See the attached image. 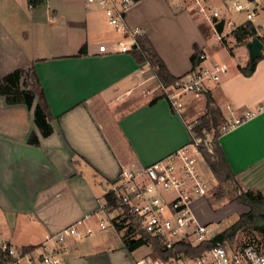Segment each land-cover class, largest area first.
<instances>
[{
	"label": "crops",
	"instance_id": "crops-1",
	"mask_svg": "<svg viewBox=\"0 0 264 264\" xmlns=\"http://www.w3.org/2000/svg\"><path fill=\"white\" fill-rule=\"evenodd\" d=\"M185 4L138 0L127 12L128 24L143 31L176 77L192 69L195 48L206 55L203 63H226L206 62V40L187 12L193 6L186 11ZM178 29L188 33L181 52L174 48ZM122 39L96 2L42 0L30 8L28 0H0V78L34 67L53 116V132L44 136L34 117L37 97L29 108L0 95V236L5 241L18 239L17 225L24 226L25 248L76 224L92 227L95 235L71 238L67 264H136L141 257L127 248L126 231L120 235L122 229L112 222L117 230L100 227L101 218H111L103 207L106 194L123 168L148 165L188 143L190 135L183 116L164 97L145 93L156 84L147 81L150 67L137 61L134 48L121 52ZM83 46L86 52L79 55ZM249 62L229 68L191 98L186 114L206 111L208 95L225 118L231 111L237 117L255 112L223 133L219 146L240 186L264 195V47L248 76L239 66ZM32 133L38 145L29 143Z\"/></svg>",
	"mask_w": 264,
	"mask_h": 264
},
{
	"label": "built area",
	"instance_id": "built-area-1",
	"mask_svg": "<svg viewBox=\"0 0 264 264\" xmlns=\"http://www.w3.org/2000/svg\"><path fill=\"white\" fill-rule=\"evenodd\" d=\"M34 1L28 0L30 8L35 6ZM88 1L102 6L108 23L115 31L123 34V39L119 41L121 52H128L133 49V45L137 46L143 31L128 24L127 12L138 0ZM192 3L195 12L216 28L221 14L211 0H192ZM249 4L243 5L235 0L234 8L247 11L246 16L252 21L257 8L250 9ZM205 57L202 54V58ZM146 63L151 71L147 81L154 80L156 84L145 89V93L164 97L171 109L183 116L190 140L148 165L123 168L118 180L108 190L118 202V207L111 211V214L116 213L110 219L112 223L116 220L122 230H131L138 237L145 233L159 238L168 249H173L181 241L196 246L214 237L211 229L199 222L191 207L195 198L203 197L213 189L212 182L207 178L204 155L205 152H214V140L213 132H200L198 129L200 117L204 113L188 116L186 108L191 98L201 96L212 83L228 72L229 67L226 63L207 64L202 61L166 85L158 78L150 63ZM254 115L255 112L248 111L243 117H237L231 111L226 121L219 126L221 135ZM110 219L101 218L100 227L106 228L107 220ZM94 235L92 227L81 229L72 224L47 235L42 243L28 250L17 249L12 243L0 240V264H67L66 255L70 250L71 238L82 239ZM137 236L132 238L137 239ZM136 264H264V248L254 243L233 245L227 240L216 241L199 255L187 256L180 252L167 258L147 255L139 258Z\"/></svg>",
	"mask_w": 264,
	"mask_h": 264
},
{
	"label": "trees",
	"instance_id": "trees-1",
	"mask_svg": "<svg viewBox=\"0 0 264 264\" xmlns=\"http://www.w3.org/2000/svg\"><path fill=\"white\" fill-rule=\"evenodd\" d=\"M40 1L42 0H35L34 4L36 5ZM225 24L226 21L224 19L216 23L218 33L221 34L223 32ZM233 34L235 35L237 41L242 44L248 41L247 38H253L256 36L263 38L258 35L255 24L250 20L234 29ZM85 52L86 47L83 46L79 55L84 54ZM133 53L138 62H149L158 78L164 84L169 85L177 78L168 71L163 59L145 37L140 36L138 38V44L133 49ZM202 54L203 52L201 50L195 48V51L191 56L193 64L192 69L197 67L202 62ZM258 59L250 61L244 67L239 66V69L245 75H251L256 69ZM0 95L4 96L9 104L23 103L29 108L33 106L35 98L37 97L38 101L34 109L35 122L44 136H48L53 132V127L51 125L53 116L34 67H20L0 78ZM213 102V99L208 95L207 108L204 114L200 117V123L198 125L200 132L203 130L213 132L214 152H205V160L220 184L234 183L237 187L242 188L237 181L236 174L231 169L227 158L219 146V138L221 136L219 126L226 121V118L224 117L221 109ZM29 143L34 145L39 144V138L35 133L30 135ZM236 199L239 203L247 205L249 210L242 213L230 227L218 233L212 239L202 242L196 246H193L189 242L181 241L176 243L173 249H168L162 244V241L159 238L148 236L145 233H142L141 236L138 237L131 230L126 232L124 241L130 251H134L140 245L147 244L150 248V254L152 256L167 258L171 257L175 252L184 253L187 256L202 254L204 251L212 247L216 241L227 240L230 243H234L238 234L244 231H255L264 236V195L259 191H253L251 189L245 190L243 188V191L236 196ZM117 207L118 202L114 194L108 192L106 194L104 209L111 212ZM113 223L118 229H122V226L117 224L116 220H113ZM133 236H137V239L134 242H130L129 239ZM252 243L264 248V238L258 243ZM31 247L33 246H27L25 249L28 250Z\"/></svg>",
	"mask_w": 264,
	"mask_h": 264
},
{
	"label": "rangeland",
	"instance_id": "rangeland-1",
	"mask_svg": "<svg viewBox=\"0 0 264 264\" xmlns=\"http://www.w3.org/2000/svg\"><path fill=\"white\" fill-rule=\"evenodd\" d=\"M187 4L184 6V10H189L192 5V0H186ZM235 0H211L212 5L215 9L221 14V17L217 19L221 21L223 18L226 21L223 32L220 34L213 29V26L204 21L196 12L193 10L192 12L187 11L195 21V26L201 36V38L206 40V50L208 53L209 61H222L226 62L230 69L236 68L237 64L245 63L249 60V53L246 46H242V43H239L233 34V30L236 29L239 25L245 24L248 22V18L246 16L247 11H239L234 8ZM243 5L249 4L250 9L257 8V14L255 15L252 22L255 24L257 28L258 35L264 36V0H239ZM179 9L175 8L174 10ZM177 29L176 27L174 28ZM182 29V28H181ZM178 29V33L176 36L175 46L174 47L177 52H181L184 50L185 41L188 37V33L183 30ZM116 32V31H115ZM220 35V37H219ZM250 41L252 38H247ZM164 46L170 45L167 41H162ZM177 42V43H176ZM181 43V44H179ZM184 43V44H183ZM171 49L170 46L167 47ZM231 49L235 50V53L231 52ZM203 100V97H202ZM200 112L204 113L205 110H200ZM205 170L207 174V178L213 184V192L211 191L207 195L199 198H195L191 204V207L196 214L198 220L207 225L212 234L215 236L218 233L224 231L228 227H230L238 217L249 210V207L245 204L239 203L236 199V196L243 191V188L237 187L234 183H222L215 178L213 174H211V169L208 164H205ZM116 212L110 214V217L114 216ZM108 230L114 231L116 228L111 221L107 220ZM24 226L17 225L15 228V235L18 236L12 240V245H14L17 249H20L22 244L25 243L23 229ZM117 230V229H115ZM11 232L9 228H6V233L9 234ZM117 233L124 234L123 230L118 231ZM264 238L258 232L255 231H244L240 232L236 237V241L231 243L233 245H241L245 243H258ZM1 240H5L4 236H0ZM135 252V256H147L150 255L148 251L150 250L147 244L140 245L137 247ZM140 257V258H141Z\"/></svg>",
	"mask_w": 264,
	"mask_h": 264
},
{
	"label": "water",
	"instance_id": "water-1",
	"mask_svg": "<svg viewBox=\"0 0 264 264\" xmlns=\"http://www.w3.org/2000/svg\"><path fill=\"white\" fill-rule=\"evenodd\" d=\"M136 45H133V48H135ZM246 47L249 53V59L250 61H255L257 60L263 51L264 47V36L263 38H260L258 36L253 37L250 41L246 43ZM136 238H131L130 242H134Z\"/></svg>",
	"mask_w": 264,
	"mask_h": 264
}]
</instances>
